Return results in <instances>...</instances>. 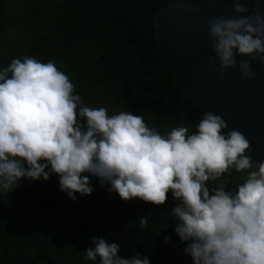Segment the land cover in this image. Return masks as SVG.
<instances>
[{"label": "clouds", "instance_id": "obj_1", "mask_svg": "<svg viewBox=\"0 0 264 264\" xmlns=\"http://www.w3.org/2000/svg\"><path fill=\"white\" fill-rule=\"evenodd\" d=\"M205 26L209 65L221 76L235 69L241 80L253 79L251 62L264 65V4L231 0V15L210 16ZM194 129L161 134L142 115L86 106L53 60L16 57L0 66V192L52 175L72 200L92 193V177L125 202L159 206L171 192L177 203L168 216L191 264H264V161L254 160L248 139L211 111ZM231 169L245 173L243 180L217 184ZM148 223L149 216L138 221ZM90 239L85 261L150 264L138 251L118 255L117 242Z\"/></svg>", "mask_w": 264, "mask_h": 264}, {"label": "trees", "instance_id": "obj_2", "mask_svg": "<svg viewBox=\"0 0 264 264\" xmlns=\"http://www.w3.org/2000/svg\"><path fill=\"white\" fill-rule=\"evenodd\" d=\"M178 1L207 9L215 0H0V66L16 57L53 60L86 106L142 115L161 134L180 125L194 131L205 111L178 85L155 35L156 15ZM244 176L231 169L216 183ZM90 182L92 193L75 200L56 175L0 192V264H98L82 254L93 236L117 242L124 258L138 251L150 264H191L168 216L177 203L171 192L157 206L122 201L98 178ZM143 216L149 223L139 227Z\"/></svg>", "mask_w": 264, "mask_h": 264}, {"label": "water", "instance_id": "obj_3", "mask_svg": "<svg viewBox=\"0 0 264 264\" xmlns=\"http://www.w3.org/2000/svg\"><path fill=\"white\" fill-rule=\"evenodd\" d=\"M248 2L251 6L253 0ZM218 15H231V0H215L207 9L172 3L155 17L158 50L195 104L239 130L248 139L254 160L264 161V65L252 61L254 77L247 81L235 69L221 76L218 65L215 69L209 65L212 51L205 22Z\"/></svg>", "mask_w": 264, "mask_h": 264}]
</instances>
